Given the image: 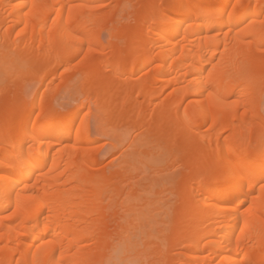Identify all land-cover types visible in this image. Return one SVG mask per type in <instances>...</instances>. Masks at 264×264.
<instances>
[{
	"label": "bare ground",
	"instance_id": "1",
	"mask_svg": "<svg viewBox=\"0 0 264 264\" xmlns=\"http://www.w3.org/2000/svg\"><path fill=\"white\" fill-rule=\"evenodd\" d=\"M109 263L264 264V0H0V264Z\"/></svg>",
	"mask_w": 264,
	"mask_h": 264
},
{
	"label": "rangeland",
	"instance_id": "2",
	"mask_svg": "<svg viewBox=\"0 0 264 264\" xmlns=\"http://www.w3.org/2000/svg\"><path fill=\"white\" fill-rule=\"evenodd\" d=\"M217 1L219 2V0H217ZM112 2H116V1H112ZM112 4L113 3L110 2L109 3L110 6L108 5L106 7V9H109L110 7L112 8ZM134 4H136V3H134ZM129 8H133L132 5ZM100 77H101V75H100ZM56 82H57V83H55L56 88H54V92H55V100L54 101H55V106H57V107H55V108L59 112L64 113L66 111V109H72L74 104H76V102L79 101L78 99L81 98V96H82L81 95V87H80L79 83H77L78 82L77 78H75V79H73V81L65 83V84L60 82L61 83L60 88H59L60 83H58L59 81H56ZM75 84L77 86H75ZM95 84H96V86H100L99 81H96ZM28 85L30 87L35 86L34 84H28ZM28 85L26 86L27 88L26 87L24 88V91L27 92V93H31L33 91L34 87L31 88L32 90H30L29 89L30 87ZM114 86H118V85L114 84ZM75 88H77V89H75ZM78 90L80 91V93H79ZM89 92L93 96L97 95V92H96V90L94 88H90ZM75 94L79 95V96H76ZM93 100H95V99L92 98V102L88 103V105L82 110L81 117L78 119V121H77L78 125H76V126L84 127L88 123L91 136L98 140L96 145L103 147L102 150H100L98 152L99 158L103 160L102 162H104L102 164V166L103 167L106 166V168L107 167L111 168V166H113L112 168H114V165L116 164V162L118 160V157L116 155H113V153L111 152V149L109 148V146H110L109 143L110 142H109V140H107L108 136H107L106 132L104 133V130H102L103 127L100 126V123H98V117H97V113H96L97 110H96V107H95V101L93 102ZM11 109L14 111L13 112V118H12L14 120V113L16 112V109L15 108H11ZM105 135H106V137H105ZM111 162H112V164H111ZM187 162H188L187 159L184 160L183 162H181L178 165L177 169L179 168L178 170L180 171L181 166L186 165ZM178 170L176 172L177 173L176 175H175V173H174V175L172 174V176H173L172 178L177 179L178 177H181L182 173L179 172ZM179 179H177V180H179ZM109 264H111V263H109Z\"/></svg>",
	"mask_w": 264,
	"mask_h": 264
}]
</instances>
